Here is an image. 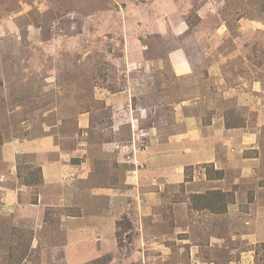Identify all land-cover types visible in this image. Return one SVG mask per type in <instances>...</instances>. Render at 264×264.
I'll return each mask as SVG.
<instances>
[{
    "label": "rangeland",
    "instance_id": "374dc122",
    "mask_svg": "<svg viewBox=\"0 0 264 264\" xmlns=\"http://www.w3.org/2000/svg\"><path fill=\"white\" fill-rule=\"evenodd\" d=\"M104 260L264 264V0H0V264Z\"/></svg>",
    "mask_w": 264,
    "mask_h": 264
},
{
    "label": "trees",
    "instance_id": "16d2710c",
    "mask_svg": "<svg viewBox=\"0 0 264 264\" xmlns=\"http://www.w3.org/2000/svg\"><path fill=\"white\" fill-rule=\"evenodd\" d=\"M225 125H226L227 128H231V127L236 128V127H238V125H233V124L228 123V122L225 123ZM210 168H213L214 173H217L218 176L219 175H223V172H224L223 170H221V169H214V167L212 165L210 166L209 164H207V167H206V176H207L208 179L209 178L210 179H213V178L216 177V176L213 175L214 173L212 174L210 172ZM34 178H35V176H32L31 178L27 179V181L29 182L28 185H33L36 188L40 187L41 180L33 181ZM208 192H209V196H207L208 193H207V195L205 194V195H201L200 196L201 199L205 200L204 205L206 207L210 208L212 211L222 212L224 209L226 210L227 199H228V198L226 199V197L228 196V194L226 193V191H221V189H212V190H210ZM206 199L208 201H206ZM48 206H51V205H48ZM48 211H49V209H47V212ZM40 219L41 218H38L39 221H40ZM84 260L87 261V259H84ZM108 261L106 262V260H104L103 263H100L98 261V264H107Z\"/></svg>",
    "mask_w": 264,
    "mask_h": 264
},
{
    "label": "crops",
    "instance_id": "0c3cea01",
    "mask_svg": "<svg viewBox=\"0 0 264 264\" xmlns=\"http://www.w3.org/2000/svg\"><path fill=\"white\" fill-rule=\"evenodd\" d=\"M212 125V124H211ZM211 125H209V126H211ZM218 127V126H217ZM236 128H222V131H225L226 132V136H224L225 134L222 132V131H219V129H217V132H218V135L216 136V138H218L217 139V141L216 142H214L215 143V145H217L218 147L219 146H221V141L220 140H222V139H227V136H231L232 134H234L235 132H236V130H235ZM165 148H164V146H159V148L158 149H156V150H164ZM156 155V156H155ZM177 156H179V154L178 155H173V154H165L164 156H161V157H163V158H166V159H170V158H174V157H177ZM153 157V158H152ZM157 157H159V156H157V152L155 151V153L152 155V156H149V158H151L152 160L149 162V163H151L152 162V165L155 163V165H153L154 167H156L157 166V163H156V161L158 160L157 159ZM154 159V160H153ZM157 159V160H156ZM174 164H177V163H174ZM152 166V167H153ZM153 167V168H154ZM181 168V167H180ZM216 168H218V167H216ZM178 171L180 172V173H182V170H179L178 169ZM184 172V171H183ZM205 180L206 181H208L209 179L206 177V175H205ZM211 181V183H214V180H210ZM219 187H211V190L212 189H218ZM222 190L223 191H226V190H224L223 188H222ZM256 228H260V226H261V222H259V221H256Z\"/></svg>",
    "mask_w": 264,
    "mask_h": 264
}]
</instances>
